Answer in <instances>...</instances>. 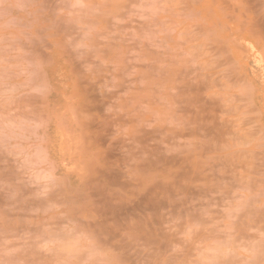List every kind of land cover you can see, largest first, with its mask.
Masks as SVG:
<instances>
[{"label": "rangeland", "instance_id": "1", "mask_svg": "<svg viewBox=\"0 0 264 264\" xmlns=\"http://www.w3.org/2000/svg\"><path fill=\"white\" fill-rule=\"evenodd\" d=\"M0 264H264V0H0Z\"/></svg>", "mask_w": 264, "mask_h": 264}]
</instances>
